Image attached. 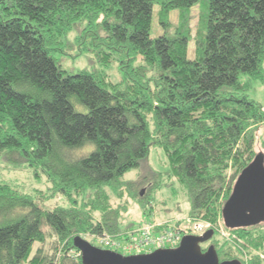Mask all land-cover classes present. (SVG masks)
<instances>
[{"label":"trees","instance_id":"1","mask_svg":"<svg viewBox=\"0 0 264 264\" xmlns=\"http://www.w3.org/2000/svg\"><path fill=\"white\" fill-rule=\"evenodd\" d=\"M155 5L166 32L152 37ZM75 28L121 77L62 69L55 52ZM254 81L264 84V0H0V159L51 182L29 193L0 175V264H83L75 236L129 234L122 186L153 184L122 177L152 146L188 194L187 215L223 220L236 178L264 154ZM141 191L131 195L150 214ZM58 194L69 205L47 204ZM230 231V243L216 230L210 241L220 260L264 264V221Z\"/></svg>","mask_w":264,"mask_h":264},{"label":"rangeland","instance_id":"2","mask_svg":"<svg viewBox=\"0 0 264 264\" xmlns=\"http://www.w3.org/2000/svg\"><path fill=\"white\" fill-rule=\"evenodd\" d=\"M159 5L154 6L153 12V20L151 25L150 34L152 37H156L164 32H166L165 25L160 21V15L156 12ZM178 9H174L171 12L170 17L174 23L178 21ZM193 11V19L192 25L195 30L197 20H198V11L199 6H196L192 9ZM173 28V26H172ZM168 29V27H167ZM170 32V28L168 29ZM82 31L81 28H75L74 30L70 31L67 37L64 39L65 43L62 47V50H58L55 52V56L58 60V63L61 65L62 69L74 73L78 72L83 69L87 70H102L104 69L110 78L115 80L121 77L120 71V63L117 60H114L108 65H104L97 55V48L92 44H89V41H85L80 37ZM194 49V41L191 42V50ZM193 54V51H192ZM250 97H253L259 100L264 105V84L260 81H254L253 86L249 89ZM258 147H262L258 144ZM149 165L153 170L149 168L148 163H144L143 169L141 167L133 168L127 171L123 178L124 182H130L132 180L137 179V177L141 175H147L150 178L151 183L153 184L152 189L146 188L143 183L135 184L133 188H129L126 185H123L124 191V199H128V209L124 213V217H126L123 224H129L130 226H138L142 219L145 220H162V219H171L177 217H187L189 210L191 208V203L188 194L185 190L181 187V185L173 178H169L168 176V161L166 155L162 148L152 146L150 149V154L147 159ZM148 170V171H147ZM40 171V176L35 173L34 168L25 165L23 167L21 164L18 165H11L7 163L5 160L0 159V175L13 182V185H16L19 190L24 192H33L35 189H43L47 190L50 186L51 182L48 181L47 175L42 170ZM147 172V173H146ZM153 172L160 173L161 180L159 181L160 177L156 178L157 175ZM140 173V174H139ZM153 177V178H152ZM150 193V201H151V209L152 211L150 214H146L143 208L139 205V202L132 197L131 193L136 190H141ZM151 191V192H150ZM123 199V201H124ZM122 203V202H121ZM47 204L49 206L55 205H62L66 206L69 205V200H66L63 195H55L48 200ZM207 220V219H205ZM210 221V220H209ZM212 222V221H211ZM218 222V221H217ZM216 222V223H217ZM213 223V222H212ZM47 229V227L45 228ZM122 232H127L123 234ZM115 233L116 236L118 235L121 239L128 236V231H122ZM107 233V232H106ZM84 238L91 241L93 244L98 245L97 241L92 234H85L82 235ZM218 234L215 233L213 240L218 238ZM222 237V236H220ZM51 239V237H49ZM223 238V239H222ZM220 239L228 241L230 243L231 239H227L222 237ZM210 241L204 242L202 245L207 246L210 244ZM38 243H35L34 249L38 247ZM78 249V248H77ZM72 253L78 252V250L72 251ZM124 252V251H122ZM243 257L247 259L249 254L246 251H243Z\"/></svg>","mask_w":264,"mask_h":264},{"label":"water","instance_id":"3","mask_svg":"<svg viewBox=\"0 0 264 264\" xmlns=\"http://www.w3.org/2000/svg\"><path fill=\"white\" fill-rule=\"evenodd\" d=\"M143 192V191H141ZM228 228L248 227L264 221V154L259 152L236 178L222 207ZM214 229L202 234L184 235L176 247L157 248L150 252L124 254L93 244L82 235L73 239L83 264H244L240 259L220 260L212 239Z\"/></svg>","mask_w":264,"mask_h":264},{"label":"built area","instance_id":"4","mask_svg":"<svg viewBox=\"0 0 264 264\" xmlns=\"http://www.w3.org/2000/svg\"><path fill=\"white\" fill-rule=\"evenodd\" d=\"M171 219L145 220L133 228L128 236L120 238L111 233L94 235L98 246L113 249L124 254L150 252L157 248L176 247L182 237L187 234H202L212 228L220 236L231 239L230 228L225 226L223 220L217 223L193 216L177 217ZM124 251V252H122ZM80 252H77L79 254Z\"/></svg>","mask_w":264,"mask_h":264},{"label":"bare ground","instance_id":"5","mask_svg":"<svg viewBox=\"0 0 264 264\" xmlns=\"http://www.w3.org/2000/svg\"><path fill=\"white\" fill-rule=\"evenodd\" d=\"M67 206V205H66ZM80 235V234H79Z\"/></svg>","mask_w":264,"mask_h":264},{"label":"flooded vegetation","instance_id":"6","mask_svg":"<svg viewBox=\"0 0 264 264\" xmlns=\"http://www.w3.org/2000/svg\"><path fill=\"white\" fill-rule=\"evenodd\" d=\"M204 247V246H203Z\"/></svg>","mask_w":264,"mask_h":264}]
</instances>
